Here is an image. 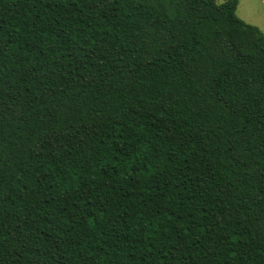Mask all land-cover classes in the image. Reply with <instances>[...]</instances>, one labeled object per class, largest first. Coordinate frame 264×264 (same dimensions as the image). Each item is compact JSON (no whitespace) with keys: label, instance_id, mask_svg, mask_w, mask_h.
Segmentation results:
<instances>
[{"label":"trees","instance_id":"obj_1","mask_svg":"<svg viewBox=\"0 0 264 264\" xmlns=\"http://www.w3.org/2000/svg\"><path fill=\"white\" fill-rule=\"evenodd\" d=\"M238 0H0V264H264V32Z\"/></svg>","mask_w":264,"mask_h":264},{"label":"rangeland","instance_id":"obj_2","mask_svg":"<svg viewBox=\"0 0 264 264\" xmlns=\"http://www.w3.org/2000/svg\"><path fill=\"white\" fill-rule=\"evenodd\" d=\"M225 0H216L222 3ZM237 16L245 23L264 32V0H238Z\"/></svg>","mask_w":264,"mask_h":264}]
</instances>
